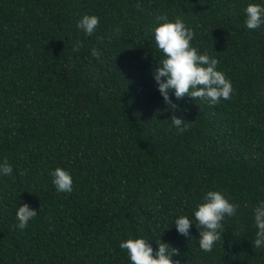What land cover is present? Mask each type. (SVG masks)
Wrapping results in <instances>:
<instances>
[{
	"label": "trees",
	"instance_id": "obj_1",
	"mask_svg": "<svg viewBox=\"0 0 264 264\" xmlns=\"http://www.w3.org/2000/svg\"><path fill=\"white\" fill-rule=\"evenodd\" d=\"M248 0H0V264H130L122 239L159 238L182 264H264L252 208L264 200V25L247 29ZM99 17L92 36L77 28ZM181 18L219 60L229 100L163 101L155 17ZM96 48L98 56H92ZM175 114L191 122L178 134ZM72 173L57 192L50 171ZM239 204L210 252L177 233L208 190ZM37 216L21 230L16 210Z\"/></svg>",
	"mask_w": 264,
	"mask_h": 264
},
{
	"label": "clouds",
	"instance_id": "obj_2",
	"mask_svg": "<svg viewBox=\"0 0 264 264\" xmlns=\"http://www.w3.org/2000/svg\"><path fill=\"white\" fill-rule=\"evenodd\" d=\"M243 11L247 29H259L264 25V0H248ZM98 25V16L84 14L76 26L85 35L92 36ZM150 32L161 54L153 69V79L163 101L171 106L170 110L177 108L172 96L177 100L187 96L209 105L231 98L234 91L232 81L218 68L219 60L207 50L201 51L193 44L195 30L188 27L181 18L170 19L167 14H158ZM91 55L98 56L96 48L91 50ZM190 123L181 116H171V124L178 134L184 133ZM12 173L13 166L7 159L0 160V177L11 176ZM49 174L57 192L70 193L73 190V176L70 171L56 167ZM238 208L239 204L225 191L208 190L202 200L196 203L192 215L176 216L173 225L178 234L189 239L192 238L190 229L195 226L199 230L200 249L210 252L222 240V222L225 217L236 215ZM15 215L16 227L23 230L38 214L27 202H21ZM252 218L256 229L252 246L254 249H264V200H258L253 206ZM150 241L146 236L129 234L127 239L119 242V247L126 251L130 264H182L181 259H174L181 256L178 248L159 238L154 250Z\"/></svg>",
	"mask_w": 264,
	"mask_h": 264
}]
</instances>
